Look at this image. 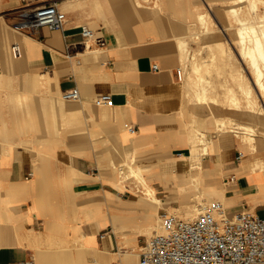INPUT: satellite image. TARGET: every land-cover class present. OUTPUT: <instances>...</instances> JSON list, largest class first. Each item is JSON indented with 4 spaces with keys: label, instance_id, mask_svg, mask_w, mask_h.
<instances>
[{
    "label": "crops",
    "instance_id": "crops-1",
    "mask_svg": "<svg viewBox=\"0 0 264 264\" xmlns=\"http://www.w3.org/2000/svg\"><path fill=\"white\" fill-rule=\"evenodd\" d=\"M52 2L66 13L62 29L15 27L21 8ZM193 8L191 0H0V264H139L163 212L192 218L200 191L194 172L175 164L196 160L204 201L264 216V133L250 147L235 123L205 155L188 141L193 103L176 69ZM84 24L95 32L89 42ZM73 88L80 98L65 100ZM104 93L112 106L95 102ZM123 164L140 166L145 183L125 178Z\"/></svg>",
    "mask_w": 264,
    "mask_h": 264
},
{
    "label": "built area",
    "instance_id": "built-area-1",
    "mask_svg": "<svg viewBox=\"0 0 264 264\" xmlns=\"http://www.w3.org/2000/svg\"><path fill=\"white\" fill-rule=\"evenodd\" d=\"M18 15L19 22L15 27L28 31L42 27L62 29L66 21V13L53 2L36 7L25 6ZM81 32L86 42L95 35L87 24L82 25ZM11 51L15 57L23 54L20 43H14ZM157 67V64L153 65V68ZM176 73L178 80L183 81L186 67L180 64ZM62 97L69 101L78 100L80 92L78 88H73L64 91ZM95 102L113 105L109 93L98 96ZM128 129L131 132L136 130L134 126ZM242 156L243 153L239 152L237 158ZM13 264L35 262L26 259ZM139 264H264V216L248 210L229 214L220 200L201 205L192 218L163 212L159 230L146 242Z\"/></svg>",
    "mask_w": 264,
    "mask_h": 264
},
{
    "label": "rangeland",
    "instance_id": "rangeland-1",
    "mask_svg": "<svg viewBox=\"0 0 264 264\" xmlns=\"http://www.w3.org/2000/svg\"><path fill=\"white\" fill-rule=\"evenodd\" d=\"M213 1V2H212ZM216 0H191V5L195 9H198L200 11H207L209 15V21L211 23V32L209 34V42L210 44L214 46L217 51L222 52L224 55L223 59L221 60L220 65H216V68L214 67V70L212 72V81L214 82V91L220 98L219 101V107H214V111H210L206 103L200 102V100L193 96L192 94L187 95V100L193 107L191 111H195L193 115L196 113L203 114L206 119L203 121H197L192 126V120L193 117L191 116V120L187 122L189 126L192 128L194 127V137L195 141L189 142L191 145L197 144L199 152H205L204 149V143L201 142V138L203 137L204 140L208 142H212L215 140L216 137L220 136V134H233L231 133V130L235 129V123H237V127L239 132L237 133L239 138H246L244 141L250 143V147L257 148V143H251V141L248 138L249 133L257 134L258 132L264 133V101L262 97H259V91L258 88L255 87L253 84V73L251 69L248 67V64L240 57V48L237 44L236 40H228V38H232L231 34V28L228 26L232 23H235L234 20L229 16L227 9L229 5L231 4L230 0H217L218 2H215ZM215 3V4H214ZM245 12L248 11L247 8H244ZM263 7L261 6V10L259 11V14L263 13ZM190 17L192 18V23L189 26V33H187L186 40L188 42V58L185 57L181 60V64L186 67V76L184 78V86L185 83L189 80L190 76L195 75L193 71L192 66V55L191 53H196V50L203 46L204 42L202 38L204 37V30L205 28L202 26V23L199 21V19L196 17L194 13V9L190 10ZM220 40L224 41V46L220 47ZM213 42V43H212ZM209 51V52H208ZM203 53L198 55L197 61L200 64V66L205 69L211 62V58L209 57L208 53H210V47L206 46L205 50L202 51ZM190 56V57H189ZM220 63V61H219ZM218 70L221 71V75L218 74ZM220 75V76H219ZM240 76V80H242V77L246 79L247 83H250L252 86V89L254 91V95H256L257 102H254L253 97H248L246 92L241 87L240 83L242 81L239 80L237 82L236 79H233V77ZM213 85V84H212ZM232 94V97H229V95ZM238 100V103H237ZM259 100V101H258ZM198 104H195V103ZM202 105V106H201ZM224 108H223V106ZM205 106V107H204ZM221 106V107H220ZM197 107V108H196ZM199 107V108H198ZM233 107L236 109H239L238 111L243 117L239 116V120H233L229 118V110L228 108ZM203 108V109H202ZM207 110V111H206ZM252 112L255 119L253 120H247L245 116L248 115L249 112ZM250 112V113H251ZM211 113V114H210ZM209 116V117H208ZM225 116L226 124L219 129V126L214 123V118ZM216 128V129H215ZM218 128V129H217ZM254 129V130H252ZM243 131H247L248 134H244ZM256 131V132H255ZM204 132V133H203ZM207 134H206V133ZM215 134V135H214ZM198 138H197V137ZM256 138V136H254ZM202 138V139H203ZM208 139V140H207ZM257 141V138H256ZM196 142V143H195ZM201 143V144H200ZM211 146V144H210ZM195 152V151H194ZM200 157V156H199ZM193 164H199L198 160L195 161ZM118 166L120 164H117ZM126 165V166H125ZM123 165L122 168L123 172L126 174H130V168L127 166V164ZM224 177V175H223ZM131 182H134L135 179L131 178ZM195 197V195H193ZM198 200V199H197ZM213 201H204L205 204H209ZM180 203L178 201H171L170 205L172 206H178ZM201 206V204H200Z\"/></svg>",
    "mask_w": 264,
    "mask_h": 264
},
{
    "label": "bare ground",
    "instance_id": "bare-ground-1",
    "mask_svg": "<svg viewBox=\"0 0 264 264\" xmlns=\"http://www.w3.org/2000/svg\"><path fill=\"white\" fill-rule=\"evenodd\" d=\"M218 1L216 0L215 2H218ZM230 2H231V4L229 5L227 12H228L229 16L234 20L235 23H232L228 26L229 28H231V34H232V38H233V39L228 38V40H231V41L236 40L237 41V44L240 48V57L248 64V67L251 69V71L253 73V84L255 85L256 88H258V91H259L258 96L262 97L263 101H264V10H263L262 14H259V11L261 10V6L264 9V0H230ZM244 8H247L248 11L245 12ZM193 9H194V13H195L196 17L199 19V21L202 23V26L205 28V30L203 31L204 37L202 38L204 44L202 47H200L196 50V53H191L192 59H193L192 66H193V71H194L195 75L190 76L189 80L185 83V92H186L185 96L192 94L193 96L197 97L200 100V102L206 103L207 105H205V106H207V108L213 112L215 110L214 107L215 108L219 107L220 98L218 97V95L214 91V82L212 81V72L214 70V67L216 68V65L221 64V60L223 59L224 54L220 51H217V49L214 46H212V44H210L211 41L210 42L208 41L209 37H210L209 34L211 32V23L208 19L209 18L208 12L207 11H200V10L195 9V8H193ZM178 45H180L181 60L184 57L188 58L187 52L189 51V49H188L187 40L181 38L179 40ZM206 46L210 47V53H208V55L211 58L212 62L205 69H203L200 66V64L198 63L197 57H198V55L203 53L202 51L205 50ZM223 46H224V41L220 40V47H223ZM219 61H220V63H219ZM218 74L221 75L222 74L221 71L218 70ZM239 78H241V77L240 76H238V77L234 76L233 77V79H236L237 82H239V80H240ZM240 81H242L240 83V85L243 88V90L246 92L248 97H253L254 102L256 103L258 97L256 95H254V91H253L250 83H247V81H246V79H244V77H242V80H240ZM229 97H232V99H233L232 94H230ZM237 103H238V100H237ZM223 108H224V106H223ZM194 112L190 111V116H195V115H193ZM213 121L217 125V127L219 126V129H221V127L224 126L227 122L225 119V116H222V117L221 116L220 117L215 116ZM195 122H196V119L193 118V120L191 122L192 126ZM185 125L187 127L186 129L188 130V135H187L188 141L189 142L195 141L194 127L192 128L191 126H189V124H187V122H185ZM252 130H254V129H252ZM244 133H246V131ZM254 135H255L254 133H250L248 135V138L252 144L255 141ZM199 138L201 139V142L204 143L203 147H204L205 152H206V150L208 149V146H209V142L204 140L203 137H202L203 138L202 139L201 136H199ZM245 139L246 138H243V140H245ZM197 146H198L197 144L191 145L192 152L195 151V153L197 152V155H199ZM253 146H255V145H253ZM123 165H125V164H123ZM127 166H129L128 168H130V174L125 173V178L133 177V178H136L139 182L145 183V178L143 177L142 170H141L140 166H137L134 164H127ZM175 166L179 167V168H187L188 171L194 172L193 184H194L195 188L200 191V200L198 202H193L194 205L192 207L193 211L191 212V216L194 217V216H196V214L198 213V211L201 208L200 204L204 205V200L201 198L203 189L201 187V180H200V173L202 171V168L204 167V164H175ZM254 169H255V167H254ZM122 170L123 169L121 168V172H123ZM206 184L207 185H205V186H212V185H208V183H206ZM218 187H220L222 189V191H224V188H222V184H218ZM260 187H263V186H260ZM260 187H258V188H260ZM185 189H186V187L183 186L182 190L184 193H185ZM147 191H148L152 201H154L158 204H162V200L154 195L153 191H151L149 186H147ZM184 193H181V197L186 196V195H184ZM222 202H223L224 206L227 205V201H225L224 199L222 200ZM168 213L174 214V213H170V212H168ZM160 225H161V215L159 218V223L157 225L156 231L159 230Z\"/></svg>",
    "mask_w": 264,
    "mask_h": 264
}]
</instances>
